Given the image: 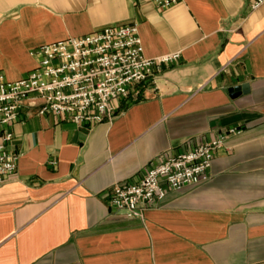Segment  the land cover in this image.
I'll list each match as a JSON object with an SVG mask.
<instances>
[{"label":"crops","instance_id":"obj_1","mask_svg":"<svg viewBox=\"0 0 264 264\" xmlns=\"http://www.w3.org/2000/svg\"><path fill=\"white\" fill-rule=\"evenodd\" d=\"M0 0V72L38 65L32 50L136 23L144 53H181L93 127L25 103L12 126L16 173L0 185V264H264V3ZM249 84L248 93L231 89ZM238 127L202 184L170 191L142 217L110 205L163 154Z\"/></svg>","mask_w":264,"mask_h":264},{"label":"built area","instance_id":"obj_2","mask_svg":"<svg viewBox=\"0 0 264 264\" xmlns=\"http://www.w3.org/2000/svg\"><path fill=\"white\" fill-rule=\"evenodd\" d=\"M152 2L167 9L179 0ZM263 3L255 0L251 8ZM31 54L38 57V65L26 77L9 81L0 72V185L17 170L19 155L10 151L12 126L20 120L26 102L39 99L40 115L93 127L113 119L122 102L138 98L140 86L181 58L179 51L147 57L136 23L44 44ZM240 131L230 127L189 150L161 155L140 180L114 184L109 192L111 207L128 217H142L170 191L207 182L216 152Z\"/></svg>","mask_w":264,"mask_h":264},{"label":"water","instance_id":"obj_3","mask_svg":"<svg viewBox=\"0 0 264 264\" xmlns=\"http://www.w3.org/2000/svg\"><path fill=\"white\" fill-rule=\"evenodd\" d=\"M248 90H249V84L248 83H245L241 86H236V87L231 89V97L232 98L237 97L240 94L239 91L242 93H248Z\"/></svg>","mask_w":264,"mask_h":264}]
</instances>
